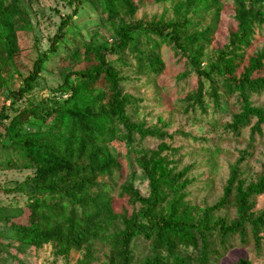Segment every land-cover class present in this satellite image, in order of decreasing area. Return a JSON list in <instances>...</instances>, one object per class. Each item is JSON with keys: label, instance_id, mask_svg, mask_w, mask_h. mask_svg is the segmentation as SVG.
Masks as SVG:
<instances>
[{"label": "trees", "instance_id": "16d2710c", "mask_svg": "<svg viewBox=\"0 0 264 264\" xmlns=\"http://www.w3.org/2000/svg\"><path fill=\"white\" fill-rule=\"evenodd\" d=\"M23 1L0 0V89L6 86L11 100L9 108L0 110V166L31 169L33 174L4 190L22 194L26 200L23 207L0 209V263L25 264L16 253L50 243L57 256L67 260L72 251L83 252L76 264H90L95 259L93 246L103 243L111 264H214L231 239L239 236L244 241L246 231L258 248L264 208L252 213L249 200L264 193V164L256 183L243 188L237 179L242 163L238 158L221 199L196 212L186 198L195 184L188 176L193 166L178 171L175 160L182 147L164 142L182 136L207 149L210 141L133 122L126 111L136 109L139 100L123 92L128 80L122 72L127 69L137 78L160 75L165 67L159 51L168 44L196 78L188 98L192 113H207L206 97L213 113L220 114L221 99L235 97L239 111L221 127L220 134L237 137L248 128L250 138L262 135L264 110L251 98L264 96V50L248 59L244 52L264 29V0H233L234 29L224 47L215 51L208 71L201 69L199 61L204 46L211 42L214 25L195 29L204 15L220 9L219 0H178L167 21L127 24L120 22L141 6L173 0H68L72 13L60 21L49 48L12 90L8 82L20 50L17 34L29 24ZM84 4L95 9L103 25L113 26L112 44L80 42L81 48L77 44L73 51L76 66L63 72L55 95L15 107L33 90ZM106 55L114 56V61H108ZM135 137L161 143L156 150L139 152L133 159L148 183L147 195H140L132 185L119 186V196L139 206L136 215L126 218L113 210L114 180H121L122 165L109 144L115 139L131 144ZM233 191L236 216L226 223L215 216L228 206ZM137 241L147 245L150 257L135 260L132 245ZM236 264L251 262L240 259Z\"/></svg>", "mask_w": 264, "mask_h": 264}, {"label": "rangeland", "instance_id": "374dc122", "mask_svg": "<svg viewBox=\"0 0 264 264\" xmlns=\"http://www.w3.org/2000/svg\"><path fill=\"white\" fill-rule=\"evenodd\" d=\"M76 1V0H71ZM220 9L216 13L204 15L195 30L201 31L209 24L214 25L211 42L204 46L203 55L200 59L201 69L208 71L215 51L222 49L227 42L229 31L234 29V6L233 0H219ZM178 0L150 3L141 6L131 17L126 18L123 23L137 21H167L173 17V9ZM23 4L29 13V24L26 30L17 34L19 52L15 57V72L9 73L8 87L17 89L21 80L26 77L32 69L34 60L50 45L51 38L58 30L60 21L73 10V5L68 0H24ZM80 42L86 44L94 43L98 46L109 47L113 42V26L103 25L99 20L95 9L90 4H84L73 16L71 25L67 29V35L59 44V50L52 55L45 64L33 90L26 98L15 104V107L23 108L29 103H37L40 99L52 97L61 85L62 75L66 69L76 66L72 58L75 46ZM81 48V45H78ZM264 50V29L257 34L251 46L244 52V59ZM160 59L165 67L164 71L152 78H137L127 69L122 72L128 80L123 92L134 96L139 100L136 109H128L126 112L135 123H142L145 128H158L169 134L178 131L191 134L197 138L204 137L209 143V148L200 142L176 136L171 141L164 143L172 147H182L180 156L175 160L178 171L184 167H192L188 173L189 177L195 179V184L187 190V201L196 212L201 213L205 207L218 202L224 192L227 180L231 174V167L235 165L238 158L242 159L237 171L238 183L243 188L251 183H256L261 176L264 164V125L262 135L249 137L248 128L242 135L234 137L220 134L221 127L232 121L234 114L239 111V105L235 97L227 101L221 99L222 113L214 114L211 103L204 98L207 109L206 114L192 113L188 98L193 91L195 76L191 68H187L184 59L177 55L168 44H163L159 51ZM108 61H114L115 57L106 55ZM188 73L184 78L180 76ZM258 108L264 110V96L251 98ZM11 100L8 97L7 87L0 89V110L9 108ZM9 114L10 110L7 111ZM213 121V122H212ZM252 120L251 123H253ZM0 131L1 126H0ZM116 137H120L116 134ZM161 142L151 138L138 140L128 144L127 141L115 139L109 144L111 152L119 157L122 165L121 180H114L116 187L112 195L114 213L121 217L131 218L137 214L139 206L133 205L128 198L119 196L120 185H132L142 196L148 193V183L141 171L133 163L134 157L139 152L154 151ZM32 170L21 167L0 166V209L23 207L26 197L22 194H8L4 190L31 176ZM233 191L229 195L228 206L215 217L222 218L226 223L235 219L236 207L234 205ZM251 212L257 214L264 208V193L254 196L249 200ZM262 238L258 248L255 247L249 231H246L244 241L239 236L230 240V246L221 253L214 264H236L240 259L247 260L251 264H264V230L260 233ZM135 260L150 257L151 253L147 245L137 241L132 245ZM108 248L103 243L93 246L95 259L90 264H111ZM16 256L25 264H76L82 259L83 252L72 251L68 259L57 256L52 244L48 243L40 248H28L23 254ZM13 261V260H12ZM1 264V263H0ZM13 264H17L13 261Z\"/></svg>", "mask_w": 264, "mask_h": 264}]
</instances>
